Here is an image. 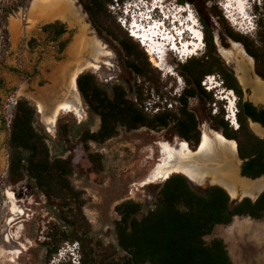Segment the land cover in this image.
I'll use <instances>...</instances> for the list:
<instances>
[{
    "label": "rangeland",
    "instance_id": "obj_1",
    "mask_svg": "<svg viewBox=\"0 0 264 264\" xmlns=\"http://www.w3.org/2000/svg\"><path fill=\"white\" fill-rule=\"evenodd\" d=\"M138 1L112 0L107 5V10L113 16L115 23L127 34L129 32L123 26V21L118 20L117 16L122 14L121 6L123 3L134 4ZM147 1L150 2L151 0ZM152 1L160 5L163 14L174 16L176 19H183L185 26H187L188 14H192L196 27L202 33L203 40V25L198 18L199 15L202 16L209 24L210 31L219 46L223 42L220 36L224 33L223 27H229L239 34L246 35L249 39L255 38L257 33L264 31V14H262L264 12V0H192V2L183 1L182 3L179 0ZM233 2L235 4H232ZM30 3L31 0H0V57L5 64H11L13 68L30 74L27 77L15 71L12 73L7 69L2 70L6 85L8 87L13 85V91H9L8 99H3L4 104L1 106L3 120L9 125L15 102L20 97L26 98L34 106V126L47 135L46 142L50 155H58L62 148L70 149L73 164L70 182L76 190L82 193L85 201L82 210L89 222L87 231L89 244L95 249L96 255H98L99 245L101 244L102 246H114L113 256L115 258L121 257L125 255V252L116 246L114 222L118 219V214L115 212L114 206L125 199H132L141 203V213H145L151 208L159 185L163 180H155L143 185L140 182L147 176L160 157V143L174 144L176 139L182 140V138L175 134L172 124L169 123V125L158 129L142 126L128 130L124 127H118L114 136L102 142L88 141L86 144L79 137V131L84 128L95 131L99 126V118L89 112L80 93L82 116L78 117L72 112H61L54 123V127L49 129L42 121L35 101L29 98V93L37 87H47L56 83L64 85L61 74L66 66L73 63L76 58L67 55L72 58L69 61L67 56L61 57V54L67 49L66 47L62 52L56 53L50 42L45 39L46 33L42 29V26L48 22L59 20V16L63 13L30 21L28 19ZM225 3L231 5L232 8H226ZM184 4L187 6L184 9L189 8L187 15H184V12L183 15L178 12L179 7L184 6ZM243 5L246 7L245 13L241 10ZM72 6L80 12V15L79 17L76 15L75 18L69 17L68 13L63 15L65 18L63 21L67 23V30L62 35L63 38L67 37L69 30L75 27V30L71 32L74 40H71L70 45L76 40L77 36L85 41L95 40L103 46L104 50L110 52L108 56L112 58L108 59L110 66L106 64L96 70L89 68L84 71L94 73L98 82L109 92L113 83H119L126 89L129 98H133L135 91L140 90L142 102L147 99L166 100L171 102V109L174 110L178 104L176 100L170 98L176 96L184 87V79L179 71L180 63L186 60L187 55L181 56L178 60L172 51H169L166 62L162 60L161 65L154 66L149 60V55L144 47L132 37L145 53L150 64V71L146 77L136 76L125 66V57L117 39L109 35L102 27L93 24L87 11L85 12V0H72ZM155 10L157 11V8ZM237 11H240V13L238 14ZM158 14L160 12L157 11ZM247 16L251 17L252 25L247 24ZM26 21L27 24L24 25ZM14 22L17 23L15 29H13ZM166 23L167 21H165ZM30 38L34 39L32 49L27 47V41ZM205 50L206 46L203 41L201 49L194 54L195 57L201 56ZM33 65L36 68L35 73L32 71ZM158 67H162V69ZM205 76H203L200 83L204 89L212 91L215 103L207 101L206 98H190L188 102V107L197 117L200 134L206 127L207 130H216L211 115L219 112L222 108L225 119L228 113L226 106L230 103V99L234 101L235 113L237 108L235 94L227 92L221 84L218 74L215 72L210 73L208 79ZM213 84L218 85L212 87ZM156 89L159 96L155 93ZM224 96L226 98H223ZM62 98H65V96ZM10 104L11 110L8 111ZM58 121L59 125H57ZM228 124H230L229 121ZM61 125L68 127L74 125V128L67 135V140L64 137L62 138L61 135L59 136ZM232 128L234 127L232 126ZM76 129H79V131ZM85 146L88 147L89 151L102 155V168L98 172L93 171L92 165L87 159ZM5 152L6 157L2 163L3 172L0 175V227L7 216L8 199L5 192L9 190L13 192L17 203L25 211L23 219L18 221L11 230L14 231L18 227L20 232L18 241H25L27 249L22 251L15 262L7 260L3 264H60L65 261L79 264L80 258L73 261L67 260V250L72 249L73 245L79 247L81 256L80 245L75 240L60 241L56 251L49 254V249L52 248L51 243H53L50 242L52 225L61 223L57 217L58 211L55 207H48L46 197L35 187L28 176L25 175L22 180L16 183L7 180L8 144ZM68 153L69 151H66L63 156ZM207 184L208 180H202L200 183H190L198 192L204 191ZM63 227L61 226V229ZM213 237H223L222 240L225 239L224 243L234 264H264V216L260 219L247 216L234 217L228 225H215L212 232L205 235L204 239L209 242Z\"/></svg>",
    "mask_w": 264,
    "mask_h": 264
},
{
    "label": "trees",
    "instance_id": "obj_2",
    "mask_svg": "<svg viewBox=\"0 0 264 264\" xmlns=\"http://www.w3.org/2000/svg\"><path fill=\"white\" fill-rule=\"evenodd\" d=\"M183 1L192 2L179 0L180 3ZM110 2L112 0H85L86 11L93 24L117 39L125 57V66L136 76L146 77L150 71L147 57L132 36L115 23L107 10ZM198 18L203 25L206 50L201 56H189L180 63L179 72L185 84L176 96L170 98L177 101L174 110L149 114L143 109L140 90L129 98L126 89L119 83H113L109 92L94 73L83 71L78 74L77 89L89 112L99 118L95 131L76 129L81 140L86 144L88 141L102 142L114 136L118 127L128 130L142 126L158 129L171 123L178 137L186 140L191 147L198 144L200 129L195 113L188 107L189 99L206 98L214 102L212 91L204 89L200 82L203 76L214 72L225 76L221 59L214 53L207 23L202 16ZM223 29L232 38H238L239 33L231 28ZM228 86L237 92L235 83ZM155 93L158 95L157 89ZM235 114L236 128L224 119L222 108L211 115V120L225 137L236 140L239 155L247 158L244 161L247 169L253 160L264 156L261 152L264 144L242 123L238 108ZM34 117V106L26 98H18L8 125L7 180L16 183L28 176L46 197L48 207L57 209L61 223L52 225L50 242L53 243L49 254L56 251L60 241L75 240L80 245L79 264H234L222 238L213 237L206 242L204 236L210 234L217 224H230L234 216L254 219L264 216V190L254 200L243 197L235 201L230 200L221 186L214 185L198 192L183 174L173 173L160 183L153 206L145 213H141V203L132 199H125L114 206L118 214L114 222L116 246L125 255L115 258L112 253L114 246L101 244L96 255L87 236L89 222L82 210L84 198L70 182L73 172L70 149L62 148L58 155L51 156L47 135L34 126ZM72 128L74 125H61L59 136L67 140ZM85 150L93 171L98 172L102 168V155L89 151L87 146ZM66 151L69 153L63 156ZM257 164L260 167L255 174L264 172L262 163ZM61 226H64L63 229ZM60 264L72 263L65 261Z\"/></svg>",
    "mask_w": 264,
    "mask_h": 264
},
{
    "label": "bare ground",
    "instance_id": "obj_3",
    "mask_svg": "<svg viewBox=\"0 0 264 264\" xmlns=\"http://www.w3.org/2000/svg\"><path fill=\"white\" fill-rule=\"evenodd\" d=\"M232 4H235V2ZM185 6L186 4L179 7L178 12H181L182 15L183 12L184 15H187L189 8L184 9ZM71 7L72 0H31L28 10V19L33 21L34 19L38 20L53 17L61 13L64 15L67 12L76 14L73 9L74 12L70 11ZM225 7L232 8L231 5H227V3H225ZM241 7V10L245 13L246 7L244 5ZM237 13L239 14L240 11H237ZM63 15L60 16L63 17ZM175 20L179 22V24L175 22V38H173L169 32L161 39L155 37L151 40L148 36L143 35V46L146 47L145 50L149 55V60L154 66L161 65V61L166 60L169 51H172L173 48L181 56H185L186 54L187 58L193 56L201 49V44H203L202 33L196 27L194 16L188 14L187 26L189 27L185 26L183 19L175 18ZM161 22L165 24L164 21ZM16 24L15 22L13 23V29L16 28ZM26 24L27 21L25 22V25ZM160 25L161 24H158V28L153 25L150 27L152 28L151 31L154 32V29H156V35L164 34L163 32L160 33ZM181 28H185L187 32L184 30L182 34L179 35L177 29L179 30ZM131 36H134V32H132ZM241 52L242 51L238 50V53ZM66 53L70 57L75 56L76 59L73 63H69L61 74L64 85L56 83L47 87H37L34 91L29 93V98L35 101L37 111L40 113L42 121L49 129L54 127V123L61 112H72L78 117L82 116V103L75 83L76 76L89 68L93 70L98 69L100 63H103V61L110 65L107 59V56L110 54L109 51L104 50L103 46L99 43L85 41L80 36H77ZM80 54L90 55L91 59H79ZM221 55L225 58L229 57V53L223 49L221 50ZM100 57H104L103 61H101ZM158 68L162 69V67ZM60 91L61 95L65 96V98H58L59 100H55V96ZM223 98L226 97L224 96ZM229 101L227 112L229 115L228 118L233 120L230 124L233 126L237 124L233 106L234 101L232 99ZM159 152L160 157L147 176L140 182L141 185L148 184L155 180H165L173 173H181L194 183H200L202 180H205L204 175L208 174L210 175V178H207L208 183H217L221 185L231 197L237 195L254 197L257 192L264 188V176L253 180L240 178L238 176L236 143L233 139L224 137L217 130H207V127L205 130L203 129L200 135L199 145H197L195 149H191L185 140L176 139L174 144L161 142L159 145ZM2 166L3 164H1V168ZM5 194L8 199V204L6 208L7 216L0 227V264H3V262L7 260L15 262L22 251L27 249L25 241H18L20 238L18 227H16L14 231L11 230L18 221L23 219L25 211L22 206L17 203L16 196L13 192L8 190Z\"/></svg>",
    "mask_w": 264,
    "mask_h": 264
},
{
    "label": "flooded vegetation",
    "instance_id": "obj_4",
    "mask_svg": "<svg viewBox=\"0 0 264 264\" xmlns=\"http://www.w3.org/2000/svg\"><path fill=\"white\" fill-rule=\"evenodd\" d=\"M72 9L75 11L76 14L67 12L69 14V17L75 18L76 15L79 17L80 12L77 11V9L74 8L73 6L70 8V11L74 12ZM66 26L67 23L65 21H59V20H53L51 22H48L46 25L42 26V29L46 33L45 39H47L50 42L51 47L54 49V51H56V53L62 52L65 47L68 49V47L71 46L70 45L71 40L72 39L74 40V36L72 37L71 32L75 30V27L73 29L71 28L69 30L68 36L63 38L62 35L67 30ZM207 27L212 35L209 24H207ZM220 36L223 41L220 44V46L217 45V41L213 37V35H212V41L214 44V53L220 57L222 66L225 69V76L218 73V76L221 79V84L227 90V92H230L231 94H235L236 96L235 105L238 108V114L240 120H242V123H244V125L247 126V128L258 139L263 140V144H264V31L263 34L257 33L255 38L252 39H249L244 34H238V38L234 39L228 34H226L225 31ZM0 39H1V35H0ZM33 40L34 39L30 38L27 41V47H29V49H32L33 47L32 46ZM86 41L89 42L90 40H86ZM92 42L96 43L95 40H92ZM233 45L235 48L233 47ZM219 49L221 50L223 49L227 53L230 52L228 55L229 57L228 58L223 57L221 55V50ZM238 50L242 52L238 53ZM88 56L90 57V55ZM103 58L104 57L101 58V61H103ZM109 58L112 59L111 57L107 56V59ZM68 59L70 61V59L72 58L68 57ZM105 65L106 63L103 61V63H100L99 68ZM3 69H7L12 73L13 71H15L16 73L24 74L27 77L30 76L28 72L17 70L13 68V65L11 64L10 65L5 64L3 59H1L0 57V126L4 121L3 115L1 113V106L4 104L3 99H8L9 91L11 90L13 91V85H11V87H8L6 85L7 83L5 81L4 76L2 75ZM32 71L33 73L36 72L35 65L32 66ZM228 76L230 77L229 78L230 80L226 82V78ZM231 83H235L237 92H235L233 88L228 86ZM215 85L218 84H213V87H215ZM27 89H29V87H27ZM31 91H34V89H32ZM235 120L237 121L236 114H235ZM237 126H238V122H237ZM216 130L222 134V132L217 127ZM233 140L236 143V155L238 158L237 161L238 176L240 178L253 180L255 178L260 177L261 175H264V172H258L255 174V171L260 167V165H258L257 162L262 163L261 166H264L263 165L264 156L257 157L255 160H253L252 165L248 166L247 169H245L244 161L247 158H242L239 155L237 142L235 139ZM197 145H195L194 147H191L189 145V147L191 149H195ZM261 152H264V148L261 150ZM204 178L205 180H207V178L208 179L210 178V175L208 174L204 175ZM188 181L189 183H194L189 179Z\"/></svg>",
    "mask_w": 264,
    "mask_h": 264
},
{
    "label": "water",
    "instance_id": "obj_5",
    "mask_svg": "<svg viewBox=\"0 0 264 264\" xmlns=\"http://www.w3.org/2000/svg\"><path fill=\"white\" fill-rule=\"evenodd\" d=\"M59 20L63 21V20H65V18L59 16ZM24 25H25V23H24ZM66 50H67V49H66ZM66 50L63 52L62 57H66V56H67ZM79 59H91V58H90L88 55H86V54H80V55H79ZM82 72H83V71H82ZM80 73H81V72H80ZM76 77H77V76H76ZM75 83H76V79H75ZM59 97H60V98L63 97V95H61V91L55 96V100H57ZM10 110H11V104L8 106V111H10ZM8 134H9V133H8V125L6 124L5 121H3L2 124H1V126H0V175H1V173L3 172V166H2V168H1V164L3 163L4 158L6 157L5 149H6V145H7V141H8ZM198 145H199V143H198ZM261 176H264V175H261ZM261 176H260V177H261ZM255 179H256V178H255ZM163 181H164V180H163ZM214 185L221 186V185H219V184H217V183H208L206 188L211 187V186H214ZM221 187H222V186H221ZM222 188H223V187H222ZM224 189H225V188H224ZM263 190H264V188H263L262 190H260L259 192H257V193L255 194L254 197L246 196V195H237V196H235V197H231V196L229 195V197H230V200H235V201H239V200H241L243 197H249L250 199L254 200V199L257 198V196H258Z\"/></svg>",
    "mask_w": 264,
    "mask_h": 264
},
{
    "label": "clouds",
    "instance_id": "obj_6",
    "mask_svg": "<svg viewBox=\"0 0 264 264\" xmlns=\"http://www.w3.org/2000/svg\"><path fill=\"white\" fill-rule=\"evenodd\" d=\"M124 4V7L121 6V12L122 14H120L121 17L123 18H132V16L130 17V14H132L134 12V8H129V11L127 10L128 7L126 6L127 5V2L126 4ZM157 8V11L160 12L161 11V8H160V5L159 4H151L150 5V8H149V14L152 15L155 19H159V20H164V19H161V16L160 14L157 15V11L154 9ZM168 22V21H167ZM80 258V253H79V247L78 246H75L73 245V248L70 249V250H67V260H75V259H78Z\"/></svg>",
    "mask_w": 264,
    "mask_h": 264
},
{
    "label": "built area",
    "instance_id": "obj_7",
    "mask_svg": "<svg viewBox=\"0 0 264 264\" xmlns=\"http://www.w3.org/2000/svg\"><path fill=\"white\" fill-rule=\"evenodd\" d=\"M206 79H208V75L205 76ZM153 96V95H152ZM142 106H143V109L144 111L148 112L149 114H154V113H157L159 111H163V110H166V109H171L172 108V104L171 102H168V101H159L158 99H147V100H144L142 102ZM228 106V105H227ZM226 106V108H227ZM235 109V108H234ZM228 113L226 114V118H228ZM230 120V124H231V121H233L232 119H229ZM235 122V120H234ZM234 128L237 127V124L233 125Z\"/></svg>",
    "mask_w": 264,
    "mask_h": 264
},
{
    "label": "crops",
    "instance_id": "obj_8",
    "mask_svg": "<svg viewBox=\"0 0 264 264\" xmlns=\"http://www.w3.org/2000/svg\"><path fill=\"white\" fill-rule=\"evenodd\" d=\"M234 217H237V216H234ZM234 217H233V218H234ZM220 238H221V237H220ZM222 238H223V237H222ZM223 240H224V242H225V239H223Z\"/></svg>",
    "mask_w": 264,
    "mask_h": 264
}]
</instances>
